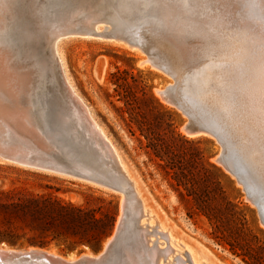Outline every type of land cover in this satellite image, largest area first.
I'll use <instances>...</instances> for the list:
<instances>
[{
    "label": "rangeland",
    "instance_id": "1",
    "mask_svg": "<svg viewBox=\"0 0 264 264\" xmlns=\"http://www.w3.org/2000/svg\"><path fill=\"white\" fill-rule=\"evenodd\" d=\"M6 2L7 12L1 28L4 51L9 54L10 63L28 81V95H23L21 101L29 107L37 133L49 143L51 158L66 164L68 160L62 156L78 155L83 165L77 161L74 164L82 166L78 167L81 172L114 180L118 178L113 171L117 161L137 194L126 202L123 210L121 234L129 237L126 257L121 251L113 264H151L150 251L160 255L157 264H176L178 258L184 264L190 261L193 264H243L212 241L206 219L194 214L189 201L179 197L170 177L160 168L161 162L145 147L136 126L129 123L123 102L114 91L111 73L116 69L126 71L138 85H146L145 90L172 113L176 131L191 142L172 140L174 159H181L179 161L185 165L192 161L188 168L193 173L202 171V166L206 168L205 161L218 168L224 175L222 184L227 196L241 208H248L246 217L255 233L257 229L264 232L261 212L252 203V196L256 194L264 201V0ZM91 24L99 30L108 25L114 34L126 40L140 37L146 41L151 52L161 54L181 75L178 90L174 89L177 83L173 77L150 66L148 54L139 45L132 47L121 39L86 35ZM54 52L60 55L63 71L75 94L114 150L112 156L94 142L92 134L83 130L72 114ZM169 88L173 89L169 91ZM173 98L189 106L197 113V119L205 118L219 126L225 147L207 136L185 135L182 126L189 118L172 105ZM251 104L258 112L256 124L243 110ZM248 108V112L253 110ZM156 131L163 134L164 126ZM63 136L70 140L64 141ZM8 140L6 144L24 145L25 158L36 151L31 145L18 142L13 135ZM222 153L240 181L216 161ZM109 162L112 167H105ZM99 164L107 169L98 170ZM244 181L252 193L244 186ZM0 190L50 194L63 202L96 210L98 217L100 211L113 215L108 235L94 250L87 246L66 249L55 243L40 248L75 258L98 251L101 243L114 233L122 197L89 181L3 159H0ZM142 209L148 213L144 217ZM160 234L166 235L167 240ZM257 234L264 241V237ZM132 252L141 254L135 253L136 258L132 260L135 257ZM136 259L140 260L135 263Z\"/></svg>",
    "mask_w": 264,
    "mask_h": 264
},
{
    "label": "trees",
    "instance_id": "2",
    "mask_svg": "<svg viewBox=\"0 0 264 264\" xmlns=\"http://www.w3.org/2000/svg\"><path fill=\"white\" fill-rule=\"evenodd\" d=\"M111 77L129 123L136 126L145 147L161 162L160 168L170 177L179 197L189 201L194 214L206 219L212 241L243 264H264V241L257 234L264 237V232L257 229L255 233L246 217L248 208H241L227 196L223 173L207 161L206 168L202 166V171L193 173L189 169L192 161L185 165L181 159H174L170 142H191L176 131L172 113L126 71L116 69ZM161 126L163 134L156 131ZM97 212L50 194L0 190V241L34 248L55 243L66 249L87 246L94 250L113 222L110 213L100 211L98 217Z\"/></svg>",
    "mask_w": 264,
    "mask_h": 264
},
{
    "label": "water",
    "instance_id": "3",
    "mask_svg": "<svg viewBox=\"0 0 264 264\" xmlns=\"http://www.w3.org/2000/svg\"><path fill=\"white\" fill-rule=\"evenodd\" d=\"M90 35L104 39H121L122 41H125L126 43H128V45L132 47H136V44L139 45L142 48V50H144L148 54V60L150 61V66L166 75H169L170 77H173L177 83L174 89L178 90V86L180 85L179 79L181 78L179 72H177L175 69L169 66L163 60L164 58L161 56V54H159L154 50L151 52V50L148 49V47L146 46L145 43L146 41H142L140 37L139 39L134 38L128 40L120 38L118 35L114 34L111 31V29H109L108 25L104 26V31H92ZM172 89L173 88H169L168 90L171 91ZM171 103L173 106H175L178 110H180L189 118V122L182 126V131L185 133V135L207 136L216 140L218 143L223 144L225 147L224 134L219 126H215L213 122L211 121L208 122V120H206L205 118L197 119V113H195L189 106L183 105V103L178 98L177 99L173 98L171 100ZM63 137L62 139L66 142L70 140L67 137L64 138ZM5 141L8 142L5 139L4 144ZM8 145L9 146L6 145V147L0 148V159L10 161L26 167H33L37 169L52 171L62 175L74 177L77 179H82L94 183L96 185H99L101 187H104L110 191L120 193V195L123 196L127 195L126 192L128 190L127 189L128 184L126 182L127 179H125V177L124 178L120 177L122 185L116 186L111 179L105 181L101 179L99 176L96 177L91 175L92 176L91 177L90 175H86L85 173L79 170V168H81L82 166L74 164L75 161L81 164V162H79V159L77 158L78 155L72 158V156H68L67 154H65L66 158L64 156H62L61 158L65 160L67 159L68 161L66 162V164H60L51 158L48 149L44 153L42 152V150H40V152L32 151L27 156L28 162L30 163H21L18 161V158L22 154L18 152H14L17 154V158L12 159L11 155L13 154L12 151L13 145L12 144H8ZM34 159H41L44 162H37L36 164H39L41 166H34L33 164V162L35 161ZM216 161L225 168V170L227 171V173H229V175L237 178V176H235L237 175L236 171H234L226 162L224 153H222L217 158ZM50 166H52L54 169L49 168ZM101 166H103V164L97 165V167L99 168L98 170L104 172L107 168L102 169ZM92 167L97 168L95 165H93ZM105 167L110 168L112 167V164L109 162L108 165H105ZM237 180L240 181L239 178H237ZM243 184L247 189H249L250 186L245 181ZM249 191L251 192L250 189ZM256 195L252 196V203L260 210L261 220L264 223V201L263 199L259 198L258 195L257 196ZM110 237H111L110 241L107 242V239ZM110 237L106 238L101 243V246L98 251L90 252V255L93 257H88L87 255L82 254L79 257L74 258L73 261H67L61 257L53 256L51 254H48L47 251L42 250L40 248L29 247L27 250L24 251V249L22 250L17 246L10 245L4 241H0V247L6 246L19 251V253L17 254H10V255L4 254L3 252L0 251V264H113L114 261L119 256V254L121 253V251H123L122 256L125 258L126 252L128 251L125 248L129 244V237H124L120 232L112 233ZM68 255H66V257H68ZM4 259H7V261H3Z\"/></svg>",
    "mask_w": 264,
    "mask_h": 264
},
{
    "label": "bare ground",
    "instance_id": "4",
    "mask_svg": "<svg viewBox=\"0 0 264 264\" xmlns=\"http://www.w3.org/2000/svg\"><path fill=\"white\" fill-rule=\"evenodd\" d=\"M6 3H7L6 0H0V148H4V147H6V145L9 146L6 143L4 144V140L6 138H7L6 140H8V137L10 135H13V136L16 137L18 142L20 141V143L26 144V145L29 144L36 151H39V152H40V150H42V151L46 150L47 151V149L49 151H51L50 150L51 148L48 145L49 143L47 141H44V139H42L41 136H39V133H37L38 130L36 131L37 128L32 123V120H34V119L32 118V120H31V116H30V112L31 111L29 110V107L26 106L25 104H23L22 101H21L22 100L21 98H22L23 95L24 96L28 95V92H27L28 91L27 90L28 89V87H27L28 81L25 79L24 75L20 71L15 69L14 65L12 63H10L8 52L4 51V47H3V44H2V37H1V28H3V25H4V22H3L4 20L3 19L5 18V15H6V12H7V9H6L7 8V4ZM92 31H104V28L102 30H99L98 27L95 26V24H91V26L89 27L88 30H86L85 33H86V35H90ZM52 49H54V47ZM53 55H54V60L56 62V65L58 66L59 74H60V76L62 78L61 81L63 83L62 84L63 88L65 89L66 94H67L66 97L68 98V101H69V103L71 105L70 106V110L72 111V114H74V116L76 118H78V120L80 121L82 129L83 130L86 129V130H88L90 132V134H92V136L95 139L94 142L98 146H100V148L103 149V151L109 152L110 156H112L114 150L112 149L110 143L106 140V138L104 137V135L102 134V132L100 131L98 126L91 119L87 108L83 105L81 99L79 97H77V95L75 94V92L73 90V87L68 82V79L66 78L65 73L63 71V67H62L63 66L62 62L63 61L61 60L60 55L57 56L55 54V52L53 53ZM58 57H59V59H58ZM147 61L150 62L149 60H147ZM30 90H31V88H30ZM24 98L27 99L26 97H24ZM24 100H23V102H24ZM25 102L27 103L28 101L25 100ZM247 107H250L251 110L252 109L253 110L252 111L249 110L251 112H248L247 111ZM250 108H248V109H250ZM241 109H242V105H241ZM262 109L264 110L263 107H262ZM243 110H246V114L249 116V118H251V121H253V123L256 124V118L258 119V117L256 116L258 114L257 109L254 106H252V104H251V105H246V107ZM251 121H250V124H252ZM261 121H259L260 124H262ZM34 123H35V121H34ZM202 135H204V134H202ZM192 136H196L197 137V136H200V135H191V137ZM9 144H11V143H9ZM12 145L14 146V148L12 150L13 154L11 155L12 156L11 158L12 159L17 158V154L14 153V152H18V153L22 154L18 158L19 162H21V163H30V162H28V159L25 158L26 153H24L22 151L24 149V147H23L24 145L19 146V147H18L19 143H16L15 145L12 144ZM16 147H18V148H16ZM34 160H35L33 162L34 166H41L39 164H36L37 162H39L38 159H34ZM49 168H53V167L50 166ZM113 171L115 172V174L118 177L116 180L111 179V178H107V179H103V180L106 181V180H110L111 179L116 186H120V185H122L120 177H122V178L125 177V179H127L126 182L128 184V188H127L128 190L126 192L127 195H125V196L122 195V197H121L119 215L117 217L115 230H114V233H117V232L122 233L123 226H124V219H123L124 211L123 210L125 208V204H126V202L129 199L133 200L135 198V196H137V194H136V192H135V190L133 188V185H132L130 179L125 174L124 169L121 167V165H119V162L116 161L114 163ZM136 202H137V206L140 207L141 206L140 202L137 199H136ZM141 213H142V211H141ZM145 213L148 214L147 212L144 211L142 213L143 215H141V216L144 217ZM138 221H140V220H138ZM140 230L142 231L143 229L140 228ZM160 235L164 239L167 240V236L166 235H163V234H160ZM110 239H111V237L107 239V242L110 241ZM165 242L167 243V241H165ZM144 245H145V243H144ZM136 247L137 246H135V249H136ZM142 248H144V246H142ZM138 249H139V246H138ZM168 250L171 251L170 248ZM0 251L3 252L4 254H7V255L19 253L18 250L12 249V248H9V247H6V246L0 247ZM137 251L139 252V250H137ZM144 251H146L145 248H144ZM47 253L51 254L53 256H56V257L57 256L61 257V258L65 259V260H67V261H73L74 258H75V256H73V255H68V257H66V258L62 257V256H59L58 254H56V252L53 249L48 250ZM132 253H134V252H132ZM135 253H134V256H135ZM137 254L138 253H136V255ZM140 254H138V255L140 256ZM172 254H173V252H172ZM85 255H87L88 257H93V256L90 255L89 252L86 253ZM148 255H149L150 259H151V260H149L150 263L151 264H157L158 260L160 259V255H158L157 252H153V251H150V253ZM131 258H132V255H131ZM135 258H136V256L134 258H132V260L135 259ZM140 259H141V257H140ZM3 261H7V259H4ZM136 261H137V259L135 260V263L138 262V261L137 262ZM141 261H143V260H141ZM146 263H149V262H146ZM184 263L185 262L181 258H178L176 260V264H184ZM139 264H141V262H139ZM190 264H193V263L190 261Z\"/></svg>",
    "mask_w": 264,
    "mask_h": 264
}]
</instances>
